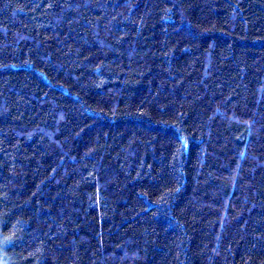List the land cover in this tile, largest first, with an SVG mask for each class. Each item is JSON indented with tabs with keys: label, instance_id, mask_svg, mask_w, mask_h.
I'll return each mask as SVG.
<instances>
[{
	"label": "trees",
	"instance_id": "16d2710c",
	"mask_svg": "<svg viewBox=\"0 0 264 264\" xmlns=\"http://www.w3.org/2000/svg\"><path fill=\"white\" fill-rule=\"evenodd\" d=\"M0 264H264V0H0Z\"/></svg>",
	"mask_w": 264,
	"mask_h": 264
}]
</instances>
